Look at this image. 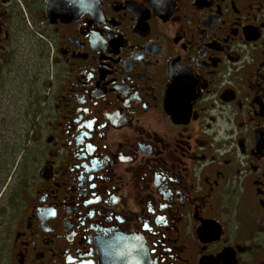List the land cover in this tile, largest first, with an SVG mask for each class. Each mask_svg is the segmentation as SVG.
<instances>
[{
	"label": "flooded vegetation",
	"instance_id": "flooded-vegetation-1",
	"mask_svg": "<svg viewBox=\"0 0 264 264\" xmlns=\"http://www.w3.org/2000/svg\"><path fill=\"white\" fill-rule=\"evenodd\" d=\"M20 57L46 84L4 264H264V0H0V90Z\"/></svg>",
	"mask_w": 264,
	"mask_h": 264
},
{
	"label": "rangeland",
	"instance_id": "rangeland-1",
	"mask_svg": "<svg viewBox=\"0 0 264 264\" xmlns=\"http://www.w3.org/2000/svg\"><path fill=\"white\" fill-rule=\"evenodd\" d=\"M29 50L28 46L21 47V52L25 54ZM45 84V72L34 57L15 61L12 63V72H7L2 78L0 90L1 264H4L8 257L10 230L17 214V204L22 203V197L28 187V173H31L34 167L32 159L29 163V157L33 151V129L40 123ZM25 171L27 174L24 173ZM14 192L16 193L13 196Z\"/></svg>",
	"mask_w": 264,
	"mask_h": 264
},
{
	"label": "trees",
	"instance_id": "trees-1",
	"mask_svg": "<svg viewBox=\"0 0 264 264\" xmlns=\"http://www.w3.org/2000/svg\"><path fill=\"white\" fill-rule=\"evenodd\" d=\"M28 159V158H27ZM25 165V164H24ZM27 166V165H26ZM28 167V166H27ZM25 174L27 173V172H24Z\"/></svg>",
	"mask_w": 264,
	"mask_h": 264
}]
</instances>
